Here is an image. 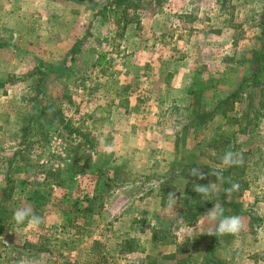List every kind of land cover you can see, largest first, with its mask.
Returning a JSON list of instances; mask_svg holds the SVG:
<instances>
[{
  "label": "rangeland",
  "instance_id": "rangeland-1",
  "mask_svg": "<svg viewBox=\"0 0 264 264\" xmlns=\"http://www.w3.org/2000/svg\"><path fill=\"white\" fill-rule=\"evenodd\" d=\"M137 2L116 20L112 0H0V198L7 188L0 264L22 257L31 264H181L188 255L184 264H194L208 238L167 255L212 226L201 219L191 235L181 233L179 208L161 201L159 181L172 162L219 165L216 151L199 142L220 137L243 152L245 188L235 201L246 229L219 235L213 253L225 264H264V90L244 89L206 125L194 117L198 105L207 113L236 90L260 47L264 0H131ZM181 62L193 72L192 94L180 103L152 101L161 84L147 73L156 71L159 83ZM42 107L46 115L42 125L33 123L28 145L26 117ZM162 138L173 145L172 162ZM48 169L57 170L60 184L44 181ZM96 186L100 196L84 215L78 207ZM38 189L44 199L35 198ZM26 206L45 218L38 230L13 220ZM153 229L166 232L164 242L150 240Z\"/></svg>",
  "mask_w": 264,
  "mask_h": 264
},
{
  "label": "trees",
  "instance_id": "trees-1",
  "mask_svg": "<svg viewBox=\"0 0 264 264\" xmlns=\"http://www.w3.org/2000/svg\"><path fill=\"white\" fill-rule=\"evenodd\" d=\"M138 1V0H135ZM112 4L115 5L116 9L114 11V18L117 20L118 16L122 15L123 12L127 9H131L132 7L140 6L139 3L133 4L131 3V0H112ZM259 28L260 33L258 36V40L260 43V47L257 49H254L247 59L249 63L248 69H246L245 74L242 76L236 90L232 92L229 96H227L223 101H220L217 103V105L211 109V111L205 113L204 112V105H198V108L196 109V112L194 113V117L197 120L196 125L197 126H203L206 125L207 121H209L214 115L219 114H225V107L229 105H233L235 102L241 100L244 89L248 88H256L259 89L260 94L263 93L264 90V12L261 15L260 22H259ZM190 92V91H189ZM189 93V95H191ZM188 95V96H189ZM224 107V110L222 109ZM261 107V106H260ZM49 110V109H48ZM51 110V109H50ZM47 112V108H43L40 110V112H31L30 115L26 117L25 120V128L23 132L22 139L27 143L28 145H32L31 138L33 136L32 128L33 123L38 125V123L41 124L40 119H42ZM58 109L51 111V121H48L49 123L53 122L56 116L58 115ZM247 118V115H246ZM42 125V124H41ZM200 145H204L208 150L212 149L215 150L216 153L214 154L215 163L221 164L220 160L222 155L226 150H232L236 151L237 148L233 147L230 148L231 141L230 139L224 137H220L219 139H202L199 142ZM220 145V146H219ZM232 146V145H231ZM217 164L210 165V164H202L198 162H190V163H171L169 173L166 174V176L162 177L159 181V198L163 202L166 198H168L169 193H175L176 195V206L179 208L176 215V219H179L183 221L184 225H190L195 226L200 220L201 215L206 213L208 210L214 207V203H220L224 209H225V215H243L244 211L241 207V203L238 201H235V198L239 196L237 193L238 190H241L242 188H245V183L242 181L240 182V176L244 175V171L240 166L236 167H230V168H224L221 169L223 176L225 177V182H222L220 184L219 189L210 197L209 200H203L201 196L193 191L195 184H202L207 185L209 183H217L215 176L209 175L211 171L216 170ZM200 168L203 174L205 175L206 179L199 180L198 178L191 177L189 175V169L190 168ZM118 170H115L117 172ZM58 173L57 170L48 169L45 171V179L44 181L53 180L56 182L58 179ZM108 183H111L112 178L106 177L104 180ZM227 181H232L234 183H237L239 185V188L231 193V195L227 194L225 192V189L230 187V184ZM56 184H60L59 182H56ZM105 185V184H104ZM109 186V185H106ZM241 186V187H240ZM5 193H7V188L4 189V192L0 198V205L2 201L5 199ZM101 191L97 188V186L94 189V194L92 196H86L84 197L83 204L84 207H78L81 208L79 211L84 212V215H91L93 212V207L96 204L97 199L100 196ZM35 195V198L44 199L45 198V192L40 193L39 189L33 193ZM78 204H76L77 206ZM66 216L67 223L70 222L71 218L69 219L68 214L64 215ZM3 221L2 217L0 216V223ZM69 224V223H68ZM207 232L206 234L199 237L198 240L195 241H185L183 243H178L175 246V250L172 253H169L167 256L169 258H175L177 254H184L188 252L190 249H196L197 246L203 242L205 239H209V244L206 246V251L203 252L202 255H200L197 259V261H193L194 264H225L223 260L219 259L217 256L213 253V243L218 239L219 235L214 236H208ZM166 232L163 230L153 229L152 233L150 234V240L154 242H164ZM174 238V237H173ZM188 244H191L189 247ZM99 245V242L93 241L92 248H97ZM132 244L126 245L128 252H133L135 249H133ZM137 249V247H136ZM140 250L143 251V248L139 247ZM151 255H146V258H151ZM187 259L190 260V255H188L185 258H182L179 263H186ZM103 262V260L101 261ZM99 264V263H96Z\"/></svg>",
  "mask_w": 264,
  "mask_h": 264
},
{
  "label": "clouds",
  "instance_id": "clouds-1",
  "mask_svg": "<svg viewBox=\"0 0 264 264\" xmlns=\"http://www.w3.org/2000/svg\"><path fill=\"white\" fill-rule=\"evenodd\" d=\"M244 157L243 152H236L232 150H226L221 157V164L217 166L216 170L211 171L209 175L215 176L217 183H209L207 185L195 184L193 191L198 193L203 200H209L210 197L219 189L220 184L225 182V177L222 174L221 169L243 166ZM189 175L191 177L198 178L199 180L206 179L205 175L200 168H190ZM230 187L225 189V192L229 195L239 188L237 183L227 181ZM168 208L173 211L176 207V195L175 193L168 194ZM174 212V211H173ZM202 221H206L212 226L208 236L214 235H232L238 236L242 231L246 229V224L242 217L237 215H225V209L220 203H214V207L201 215ZM13 220L17 225H23L25 231L38 230L40 225L45 222V218L36 215L31 206L21 207L14 211ZM177 223L181 225L179 231L185 235L192 234V228L190 225H184L182 219ZM264 232V229H261ZM19 264H31V261L27 257H22Z\"/></svg>",
  "mask_w": 264,
  "mask_h": 264
},
{
  "label": "crops",
  "instance_id": "crops-1",
  "mask_svg": "<svg viewBox=\"0 0 264 264\" xmlns=\"http://www.w3.org/2000/svg\"><path fill=\"white\" fill-rule=\"evenodd\" d=\"M192 73L193 72L188 67V65H186L184 62H181L180 65L176 67V71H174V78L172 77L171 73H166L164 77H162V81L157 83V72L150 70L147 73L148 76L146 78L150 80V83L151 80H153V82L155 80V84H161L160 87L159 85L158 87L156 86V93H154L153 97H151L152 101L156 100L157 103L161 105L183 102L185 97L189 95V91L192 88ZM175 77H177L178 80H174L176 79ZM162 141L164 143H160V148H162L161 152L165 153V158L168 160V162H172L174 157L173 145L170 143L169 138H162Z\"/></svg>",
  "mask_w": 264,
  "mask_h": 264
}]
</instances>
